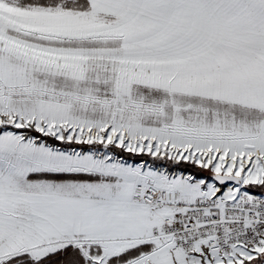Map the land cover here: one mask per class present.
Instances as JSON below:
<instances>
[{"label": "snow or ice", "instance_id": "6c2138e0", "mask_svg": "<svg viewBox=\"0 0 264 264\" xmlns=\"http://www.w3.org/2000/svg\"><path fill=\"white\" fill-rule=\"evenodd\" d=\"M0 264H264V0H0Z\"/></svg>", "mask_w": 264, "mask_h": 264}]
</instances>
